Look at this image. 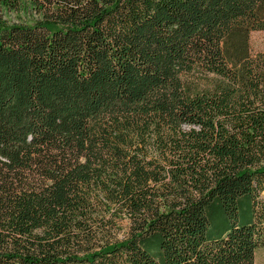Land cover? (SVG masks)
Wrapping results in <instances>:
<instances>
[{"label":"trees","instance_id":"1","mask_svg":"<svg viewBox=\"0 0 264 264\" xmlns=\"http://www.w3.org/2000/svg\"><path fill=\"white\" fill-rule=\"evenodd\" d=\"M257 30L264 0H0V264H254Z\"/></svg>","mask_w":264,"mask_h":264},{"label":"rangeland","instance_id":"2","mask_svg":"<svg viewBox=\"0 0 264 264\" xmlns=\"http://www.w3.org/2000/svg\"><path fill=\"white\" fill-rule=\"evenodd\" d=\"M250 48L254 54L264 51V30H257L251 33ZM99 197H105V195L98 194V198ZM111 205V208L107 211L110 215H107L106 212L103 214L101 210H98L100 208H91L87 213L94 215L92 219H95L91 221L85 220V224L81 223L72 227L71 230L75 232L78 230L80 232L76 234L73 233L70 236V240L73 241V243L76 241L80 244L82 241L84 242L82 245L83 248L78 250V253H85L87 250L103 247L108 240L112 238H121L128 229L130 221L127 218L126 220H120L119 218H113L111 216L114 213L120 212L114 208L113 203H111ZM98 216L102 217L99 221H97ZM106 217L108 220H104ZM254 264H264V245L257 248L255 251Z\"/></svg>","mask_w":264,"mask_h":264}]
</instances>
